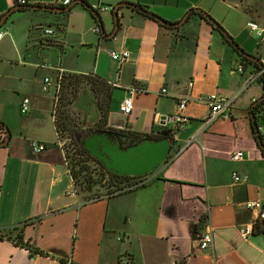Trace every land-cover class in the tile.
<instances>
[{"label": "crops", "instance_id": "obj_1", "mask_svg": "<svg viewBox=\"0 0 264 264\" xmlns=\"http://www.w3.org/2000/svg\"><path fill=\"white\" fill-rule=\"evenodd\" d=\"M18 1L0 0V22L10 13L0 27V122L11 132L0 147V264H264V234L255 230L243 240L239 233L254 227L264 210V155L250 121L254 102L264 96V77L243 91L246 74L237 72L243 56L197 17L166 28L122 7L112 39L93 31L101 22L113 33V12L103 8L120 3L177 24L193 9L206 10L202 0H71L65 13L32 9L54 0ZM50 28L55 36L44 33ZM260 39L256 49L233 40L264 65V34ZM123 50L130 58L120 66L110 53ZM60 74L97 75L113 87L110 128L169 138L174 154L152 183L87 204L67 194L72 182L53 118ZM132 86L144 92L124 115L119 104ZM211 94L235 102L230 119L204 129L209 109L202 98ZM187 96L182 124L177 101ZM24 98L30 99L27 114L20 112ZM5 137L0 129V141ZM33 142L45 150L35 153ZM238 151L243 159L236 162ZM234 173L244 180L234 183ZM250 200L262 208L247 209ZM207 226L214 242L203 251L198 238ZM20 230L24 244L49 256L18 245Z\"/></svg>", "mask_w": 264, "mask_h": 264}, {"label": "trees", "instance_id": "obj_2", "mask_svg": "<svg viewBox=\"0 0 264 264\" xmlns=\"http://www.w3.org/2000/svg\"><path fill=\"white\" fill-rule=\"evenodd\" d=\"M91 12L97 13L93 8L87 6ZM138 9H133V11L150 18L152 20H155L158 23H162V19L151 13L147 8L145 7H138ZM197 17L199 19L207 21L214 30L221 33L223 40L225 43L234 49V46L227 40L228 34L225 32V30L222 28L221 25H219L216 21H214L209 14H207L204 11H198L196 12L195 9L192 10L190 18ZM164 26V25H161ZM165 27V26H164ZM167 28V27H166ZM235 50V49H234ZM243 61L245 62V65H250L254 69H259V65L251 60H248L245 57H242ZM82 95H85L87 98V105L89 108H84L81 105L78 104L80 97ZM112 95H113V87L108 84L106 80L103 78L97 76V75H76V74H65L62 76L60 81V90L59 94L57 95V103L54 113V123L56 127V131L60 138H70L73 143L78 147V150L82 157H84L86 160L92 162L93 164L100 167V169L110 177L112 181H117V185L115 190L120 189L118 186L120 182H124L125 180L129 179L130 177L126 176H119L118 174L114 173L113 171L107 169L105 165L96 159L93 155H91L86 148L83 145V142L85 140V137L89 134L101 132V133H113L115 137L119 140L120 147L122 149H127L131 146H134L136 144H139L145 140H152L157 141L163 139L160 136H154L152 134H140V133H134L129 131H122V130H116L112 129L108 126V115L110 112V107L112 103ZM75 108H78V112L74 110ZM91 112H95L97 115V125L94 127H90L89 124L86 123V121L89 119V115ZM250 114H253V118L255 120V124L258 126L259 131V137L261 138V142L263 144V147L259 145V142L257 140L258 136L256 132L254 131L252 117H251V129H252V135L254 140H256L257 144L259 145L262 154L264 155V101H256L254 102ZM0 129L5 134V125L0 122ZM85 132V134H84ZM83 136V139L81 140ZM58 146V144L56 143ZM171 154L169 155L167 163L169 159L171 158ZM80 163H76L73 165L72 172L73 177L77 179V182H81L82 185L86 186L84 190H86L88 193L92 191L96 186L101 187V181H94L91 180V177H84L81 176V174H85L84 170L81 171ZM85 168V167H82ZM82 180V181H81ZM257 231L259 233L264 234V229L261 226V223L259 220L256 221V224L254 226V231ZM18 245L27 247L28 250L34 255H43V256H49V254L44 253L43 251L36 249L32 247L29 243L24 244L23 241V232L22 230L18 231L17 236L15 238ZM61 264H68L67 261L64 259H60ZM70 264V263H69Z\"/></svg>", "mask_w": 264, "mask_h": 264}, {"label": "built area", "instance_id": "obj_3", "mask_svg": "<svg viewBox=\"0 0 264 264\" xmlns=\"http://www.w3.org/2000/svg\"><path fill=\"white\" fill-rule=\"evenodd\" d=\"M21 5L26 4V0H19L18 1ZM71 0H54L53 6H62V7H67L71 4ZM97 9V8H95ZM103 10H112V8H103ZM247 28L248 30L253 33L257 38H261L264 34V29L259 26V24L255 21H249L247 23ZM95 33L100 34L101 30L100 28H96L93 30ZM44 33L48 36H55V31L50 28L46 29ZM3 37V34L0 33V40ZM111 58L118 63V65H124L129 61L130 58V53L126 50L120 51V52H115L112 51L110 53ZM237 72L240 74L245 75V82L243 86V91L249 88L252 84L256 83L257 81L261 80L264 77V65L259 67V69H253L251 71L247 70L245 65H239L237 68ZM62 78V74L59 75L57 84H56V99H55V104H54V109H53V118L54 113H55V108H56V103H57V95L59 94L60 90V81ZM50 80L46 78L44 80V85H43V91H48V86H49ZM190 88L192 87V83L189 84ZM144 92L143 89L137 87V86H132L127 89V96L122 99V101L119 104V111L124 114V115H130L133 111L134 108V97L138 93ZM162 95H166L168 93L167 89L164 88L160 92ZM191 101V97H181L177 101V120L185 124L187 122L186 117H184L182 114L187 108L188 104ZM202 102L205 103L209 109V113L204 121V129H207L210 127L214 122L219 121V120H228L231 117V109L232 106L235 102V99H228L223 96L217 95V94H211L207 95L206 97L202 98ZM30 110V99L29 98H24L21 106H20V112L22 114H27ZM57 144L58 146L62 149L64 155H65V161L66 165L68 167V171L71 177V189L68 191L69 196H76L78 195V190L77 187L79 185V182H77V179L73 177V165L76 163H81L79 159L84 158L80 154L78 147L73 143V141L70 138H60V136L57 133ZM32 149L35 153H39L45 150V146L43 144L33 142L32 143ZM243 159V153L241 151H238L232 155V160L233 161H240ZM158 172L155 170L152 173H149L145 176H136V177H130L129 179L125 180L124 182L119 183L120 189L118 190H113L108 193H102L99 195H96L95 197L88 199L85 201V204L87 203H92V202H97L99 200L105 199L112 197L114 195H119L125 192H129L135 189H138L140 187H144L146 185H149L152 183L157 177H158ZM233 180L234 183H240L242 180H244L240 175L237 173L233 174ZM245 206L247 209L251 210L252 212H255L257 210H260L262 208V203L260 201H247L245 203ZM240 236L243 240L249 239L253 234H254V227L253 225H245L239 229ZM214 242V237H213V229L210 226H207V230L198 238V245L201 250H207L210 247H212Z\"/></svg>", "mask_w": 264, "mask_h": 264}, {"label": "water", "instance_id": "obj_4", "mask_svg": "<svg viewBox=\"0 0 264 264\" xmlns=\"http://www.w3.org/2000/svg\"><path fill=\"white\" fill-rule=\"evenodd\" d=\"M80 1H75L74 4L79 3ZM122 7H130L133 9H139L136 5L130 3H120L116 5L113 9V16L115 20V29L112 34L107 35L104 31L103 24L100 22V30L105 35L106 38L112 39L120 28L119 24V10ZM32 9L43 10L52 13H65L70 11L71 7L67 8H59L53 6H34ZM198 12V10H195ZM192 11L188 12L187 15L183 18V20L177 24H170L166 21H162V24L166 27L177 28L186 23L188 18L190 17ZM5 15L0 22V27L3 25V22L7 19L8 15ZM227 40L237 49L238 53L251 60L257 64H260L258 58L247 54L244 50H242L230 37L227 36ZM262 66V65H260ZM264 101V96L258 101ZM254 131L256 132L258 138L259 145L263 147L261 142V138L259 137L258 126L255 124V120L253 118V114H251ZM97 120V118L95 119ZM6 137L3 141H0V147H5L9 144L11 140V132L8 127L5 126ZM116 137L113 133H96L93 134L90 138L85 139L83 142L86 150L93 155L96 159L101 161L105 167L119 176L126 177H136V176H145L149 173L157 170L162 164H164L172 149V145L169 141V138H163L161 140L152 141L145 140L139 144L131 146L127 149H122L117 142H115ZM100 148V149H99ZM261 226L264 229V210L259 218Z\"/></svg>", "mask_w": 264, "mask_h": 264}, {"label": "rangeland", "instance_id": "obj_5", "mask_svg": "<svg viewBox=\"0 0 264 264\" xmlns=\"http://www.w3.org/2000/svg\"><path fill=\"white\" fill-rule=\"evenodd\" d=\"M201 5L206 8V10L202 8L201 10L207 12L214 21L221 25L225 32L232 37L239 46L242 45L246 48L254 47L256 49V44L260 42L261 39L257 38L248 30L247 23L249 21H255L260 27L264 26V0H230L228 2H225V0H202ZM96 28L98 27H95V29ZM228 48L230 47L228 46ZM254 53L256 54V52ZM46 78L49 79L50 77ZM51 81L54 82L52 79ZM78 104L84 108H89L85 95L80 97ZM96 118V113L91 112L86 123L90 125ZM82 139L83 136L81 140ZM171 154L173 155L174 152ZM79 161H81V171H85V174H81V176L86 178L91 177V180L94 181H101V187L96 186L89 193L84 190L86 186L82 185L79 181L77 190L84 201L102 193L106 194L116 188L118 182L112 181L100 167L85 158H81Z\"/></svg>", "mask_w": 264, "mask_h": 264}, {"label": "flooded vegetation", "instance_id": "obj_6", "mask_svg": "<svg viewBox=\"0 0 264 264\" xmlns=\"http://www.w3.org/2000/svg\"><path fill=\"white\" fill-rule=\"evenodd\" d=\"M82 107H83V106H82ZM97 122H98V120H94L89 126H90V127H94V126L97 125ZM97 133H101V132H97ZM93 134H96V133H93ZM93 134H89L88 136L85 137V139L90 138ZM114 136H115V135H114ZM115 142H117L118 145L121 146L120 143H119V140H118L117 138H116ZM99 149H100V148H99Z\"/></svg>", "mask_w": 264, "mask_h": 264}]
</instances>
